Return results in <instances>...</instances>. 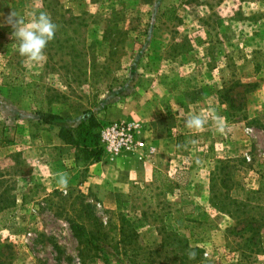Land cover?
<instances>
[{
	"label": "rangeland",
	"instance_id": "rangeland-1",
	"mask_svg": "<svg viewBox=\"0 0 264 264\" xmlns=\"http://www.w3.org/2000/svg\"><path fill=\"white\" fill-rule=\"evenodd\" d=\"M12 10L57 24L41 63ZM0 25V264H264V0H0ZM44 112L138 122L155 152L92 170Z\"/></svg>",
	"mask_w": 264,
	"mask_h": 264
},
{
	"label": "clouds",
	"instance_id": "clouds-1",
	"mask_svg": "<svg viewBox=\"0 0 264 264\" xmlns=\"http://www.w3.org/2000/svg\"><path fill=\"white\" fill-rule=\"evenodd\" d=\"M5 23L13 29L11 38L17 42L14 47H16L19 55L29 63H41L45 59V49L49 42L55 38L58 28L50 14L41 10L38 14H33L30 19L26 20L25 17L12 10ZM213 119L217 131L223 132L222 118L217 115ZM184 123L186 128L199 132L205 128L208 117L203 114L189 113L184 116ZM177 147H180V145H177ZM57 175L59 177L58 183L66 188L68 185L67 174L58 173ZM187 255L189 259H195L196 252L189 251Z\"/></svg>",
	"mask_w": 264,
	"mask_h": 264
},
{
	"label": "trees",
	"instance_id": "trees-1",
	"mask_svg": "<svg viewBox=\"0 0 264 264\" xmlns=\"http://www.w3.org/2000/svg\"><path fill=\"white\" fill-rule=\"evenodd\" d=\"M261 65L264 66V62L256 63L255 70L258 71ZM38 119L49 126L57 125L59 127L57 137L64 143L77 148L82 155V160L86 163L99 162L106 154L100 141V129L108 121H101L88 112L83 113L82 119L75 126H70L64 117L54 113H39ZM10 141L11 139L0 129V146L7 145ZM260 184L261 188H264V181ZM71 229L77 239L86 237L82 226L71 223ZM86 244L90 245L88 249L99 252L98 256L102 255V247L97 243L94 234L91 233L86 237Z\"/></svg>",
	"mask_w": 264,
	"mask_h": 264
},
{
	"label": "built area",
	"instance_id": "built-area-1",
	"mask_svg": "<svg viewBox=\"0 0 264 264\" xmlns=\"http://www.w3.org/2000/svg\"><path fill=\"white\" fill-rule=\"evenodd\" d=\"M100 141L109 157L140 151L152 155L155 147L140 139V125L135 121H111L100 129Z\"/></svg>",
	"mask_w": 264,
	"mask_h": 264
},
{
	"label": "crops",
	"instance_id": "crops-1",
	"mask_svg": "<svg viewBox=\"0 0 264 264\" xmlns=\"http://www.w3.org/2000/svg\"><path fill=\"white\" fill-rule=\"evenodd\" d=\"M54 137L57 138V139H59V138L57 137V135H56V136L53 135V139H54ZM140 139L146 141L145 137L140 136ZM146 142H147V141H146ZM158 145H159V146H163V145H160V144H158ZM133 153H141V152H140V151H134ZM145 153H146V152H145ZM164 154H165V151L160 150V152H159V156H157V158H158L159 161H161V160L163 159L162 156H164ZM122 161H123V160L121 159V162H122ZM90 167H91L92 170L96 169V167H97V162L91 163V164H90ZM128 172L131 173L130 171H128Z\"/></svg>",
	"mask_w": 264,
	"mask_h": 264
}]
</instances>
